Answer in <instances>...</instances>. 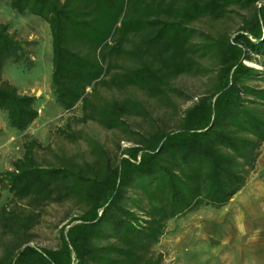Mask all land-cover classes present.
Returning <instances> with one entry per match:
<instances>
[{"label":"trees","instance_id":"16d2710c","mask_svg":"<svg viewBox=\"0 0 264 264\" xmlns=\"http://www.w3.org/2000/svg\"><path fill=\"white\" fill-rule=\"evenodd\" d=\"M18 15L48 25L50 87L68 121L118 130L130 143L112 154L80 131L59 129L88 158L54 153L35 138L0 171V264H167L156 249L169 221L228 203L254 170L264 144V0H0ZM244 11V13H239ZM240 16L233 33L204 32L201 19ZM0 23V110L23 133L37 119L34 95L2 77L7 62L25 63V45ZM180 75L208 78L204 92L172 130L132 131L130 116L150 113L133 96L101 90L137 89L170 104ZM48 150L52 160L39 159ZM74 202L78 211L54 248L32 244L39 210Z\"/></svg>","mask_w":264,"mask_h":264},{"label":"rangeland","instance_id":"374dc122","mask_svg":"<svg viewBox=\"0 0 264 264\" xmlns=\"http://www.w3.org/2000/svg\"><path fill=\"white\" fill-rule=\"evenodd\" d=\"M261 3L258 0L257 5ZM239 13H244L240 11ZM0 23L9 25L10 32L19 40L28 42L25 50L28 59L25 63L7 62L3 68L2 77L15 85L19 92L34 95L37 101L38 117L26 129L20 133L7 124L5 112L0 110V171L10 169V163L22 153V141L27 138L37 139L43 147L50 149L59 155L74 156L77 160L88 158V147L84 138L72 143L62 138L59 129L80 131L83 137H90L105 146L112 154H118L117 145L121 148L130 143L118 130H106L94 122L85 124L68 121L70 117H78L81 114L80 105L70 112H64L56 103L51 87V41L48 25L33 15H18L10 7L8 2H0ZM240 26V16L230 13L229 18L221 21L201 19L194 24L196 29L204 32L224 31L233 34ZM264 84V82H258ZM169 85L180 91V95L169 93L170 104H165L157 98L148 97L137 89L123 91L101 90L105 97L133 96L140 100L150 113L149 119L130 116L125 122L132 131L146 132L154 129L172 130L178 123L183 111L188 108L200 93L204 92L208 85V78L202 76L180 75L170 80ZM39 159L52 160V153L41 150ZM10 196L5 189L0 190V204L9 200ZM37 223L32 229V244L40 248H54L59 241V231L78 211L77 205L72 201L61 204L50 203L39 210ZM175 218L169 221L166 234L156 245V249L166 254L167 264H171L170 246L164 244V237L168 240L177 234L180 228V220Z\"/></svg>","mask_w":264,"mask_h":264},{"label":"crops","instance_id":"0c3cea01","mask_svg":"<svg viewBox=\"0 0 264 264\" xmlns=\"http://www.w3.org/2000/svg\"><path fill=\"white\" fill-rule=\"evenodd\" d=\"M164 244L171 264H264V144L245 185L221 207L180 220Z\"/></svg>","mask_w":264,"mask_h":264}]
</instances>
